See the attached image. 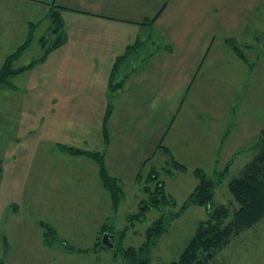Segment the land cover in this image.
Returning a JSON list of instances; mask_svg holds the SVG:
<instances>
[{
  "label": "crops",
  "instance_id": "1",
  "mask_svg": "<svg viewBox=\"0 0 264 264\" xmlns=\"http://www.w3.org/2000/svg\"><path fill=\"white\" fill-rule=\"evenodd\" d=\"M244 3L246 12L227 16L225 6L228 2L224 0H0V68L5 58L25 43L39 24L50 19L54 4L62 8L60 15L67 31L65 44L32 68L14 75L17 84L8 88L12 93L4 94L7 112L12 113V108H15L14 117H17L15 122L12 118L7 121L18 132V148L25 147L17 161L28 164L23 167L24 178L28 180L37 170L35 159L42 155L40 158L45 159L46 165L43 166H46V171L35 180L45 178L55 186V190H42L37 187L38 183H34L35 208L46 210L38 211L37 216L45 214L46 219L34 217L37 228L30 230V234L33 238L37 235L35 240L40 246L35 249L31 245L30 248L36 252L56 249L74 254H88L92 250L101 238V227L109 222L115 209L108 190L101 183L99 164L88 153L104 152L106 166L114 175L109 163L112 162L114 146L121 144L130 156L132 149L139 147L144 139L149 142V150L139 153L140 160L131 171V178L138 180L142 166L151 156H155L159 149L168 151L167 146L162 144L164 134L161 135V123L166 115L181 110L192 84L204 72L202 68L210 54L214 52L213 62L218 60V53L222 61L239 58L245 68L247 66V71L254 72L253 69L262 59H258V62L256 58L249 60L240 46L246 45L253 51L261 50L257 45L264 44V19L259 14L257 16V8L264 10V0H245ZM23 37L25 39L21 42ZM135 43L138 45L131 61L123 66H133L130 75L123 88L111 94L109 83L115 62ZM224 49L231 53L228 54ZM237 49L242 51L243 56L237 53ZM263 73L264 68L260 75ZM129 79L141 82L142 87L132 86ZM248 88L244 98L239 97L238 93L235 95L237 101L250 96ZM209 96L214 98L206 90L205 97ZM139 98L145 101L134 108L133 102ZM111 106L110 118L114 116L115 110L121 111L120 118L124 114L128 117L134 115L135 122L138 120L136 115H140L141 132L145 136L134 135L135 128L129 132L124 124L118 123L117 116L109 129L105 117ZM209 106L208 115L218 114L230 124L231 112L235 113L231 105L218 108L213 103ZM239 110L233 116L236 117ZM160 115H164L163 121ZM245 116L244 112L235 118L239 119L240 124L236 133L232 134L234 147L239 146V131L246 130L243 124L247 122ZM233 120L232 117V123ZM262 126L255 127L258 138ZM226 129L225 133L221 131L222 140L220 134L217 136L218 141L221 140L220 152H223L222 147L231 137L230 131L235 130L230 125ZM206 130L202 131L204 141L212 138ZM106 134L110 138L109 143H106ZM184 138L198 141L194 128ZM65 146L84 153H69L64 149ZM18 148L15 153L8 150L3 155L15 159L18 157ZM74 156L78 160H72ZM85 157L87 160H84ZM88 160L97 164L90 166ZM229 162L227 159L224 165ZM73 166H81L79 177L75 178L80 185L76 190L59 189L65 174L76 169ZM48 210L58 218L48 222ZM68 214L74 226L80 228L83 224L98 227L91 247L75 246L90 248L89 251L72 250L66 244L56 245L55 242L45 241L41 222L49 223L60 236L59 227L63 226L65 218L70 217ZM89 234V230L84 231V236ZM80 239L82 234L78 237Z\"/></svg>",
  "mask_w": 264,
  "mask_h": 264
},
{
  "label": "rangeland",
  "instance_id": "2",
  "mask_svg": "<svg viewBox=\"0 0 264 264\" xmlns=\"http://www.w3.org/2000/svg\"><path fill=\"white\" fill-rule=\"evenodd\" d=\"M224 1L228 2V5L225 6V15L227 16L247 11L245 0ZM257 10V16L259 14L264 19V10L260 7ZM49 25V18L38 25L34 31L33 41L15 65L28 64L34 58L42 55L43 48L39 38L43 34H47ZM24 39L25 37L22 38L21 42ZM257 46H260L261 50L255 48L256 51H253L249 50L250 48L246 45L240 46L249 60L256 58V62H258L262 59L258 66L253 69L254 72L247 71V66L246 69L244 62H240L239 58L233 57L232 60L222 61V57L218 53V60L213 62L214 52L209 55V59L207 58L208 60L202 68L204 72L192 84L181 110L166 115L165 119L164 115H160L161 121L164 119L161 123L163 126L161 135L164 134L162 144L167 146L168 151L159 149L155 156H151L149 161L142 166L141 176L138 180L131 178L132 167L139 162V153L149 150V142L147 143L143 139L139 147L135 150L132 149V155L130 156L125 153L121 144L114 146L112 162H109L110 170L118 177L124 195L121 198L119 208L113 211L107 224L113 230V243L121 247L119 251H116L115 248H104L100 247L99 244H91L98 227L84 226L83 224L80 228L74 226L70 214H68L70 217L65 218L63 226L59 227L60 236L57 235L55 240L52 239L51 241H54L56 245L66 244L70 248L74 247V250L84 252H87L90 248H85L87 249L85 250L76 247L82 245H85L83 247H91L93 245L92 250L88 254L67 253L62 250L56 251V249L53 251H35L40 243L35 240L37 235L33 238L30 230L37 228L34 223L36 218L34 217L46 219L45 214L37 216L38 211L46 210L35 208L33 186L34 183H38L37 187L42 190H55V186L45 178L35 180L37 176L41 177L42 173L45 174L46 171V166H43L46 165L45 159L40 158L42 155L35 159L37 161L35 169L37 170L33 171V175L29 176L28 180L24 178L25 170L23 167L28 164L25 162L20 164L17 161L20 159V153L22 154L25 151V147L20 148L21 150L18 148L16 142L18 132L7 121L10 118L13 122L17 120V117H14L16 116V110L12 108L13 112L8 113L4 105V94L12 93V91L8 90L9 87H2L0 84V264H163L179 259L195 234L199 222L207 219L209 215L207 207L189 201L192 193L200 183L199 171L216 182L214 207L216 205H229L233 210L234 204L238 206L228 187V181L238 175L240 169L257 151L255 145L258 141V135H256L258 130L255 127L263 125L262 129L264 128V95L262 94L264 93V78H262L264 73L260 75L264 68V44ZM151 50L153 49L151 48ZM224 51H228V54L231 53L230 50L224 49ZM132 67L122 68L121 70H124L125 73L123 72L124 74L118 80L122 79L125 74L130 75ZM243 70L245 71L244 74L242 73ZM16 80L15 77L9 79L13 84H17ZM129 80L133 84L132 86L142 87L141 82L137 83L132 82L131 79ZM247 86H249L250 96L243 99V101H237L235 95L237 96L238 93L239 97L243 96L244 98ZM206 90L209 95L214 97L213 99L210 96L205 97ZM111 100L113 101L112 98ZM144 101L142 98L136 99L133 102V107L141 106ZM213 103L218 108L231 105V108L235 109V113L231 112L230 124H228L226 118L223 120L218 114L208 115L207 110L209 111L211 108L209 105H213ZM237 105H239V108ZM238 109H240L238 115L245 112L244 119L247 122L244 121L243 123L246 130L239 131L240 136L237 140L239 146L234 147V139L231 140V138L232 134L236 133L240 123L239 119L235 120L238 115L236 117L233 115L236 114ZM120 113L121 111L115 110L114 116L108 122L109 129L112 126L113 119L117 116L118 123L124 124L125 129H129V132H132L135 128L134 135L145 136L141 132L142 119L140 120V115H136L138 120L135 122L133 120L134 115L128 117L124 114L120 118ZM232 117L234 119L233 123ZM210 119H213V121ZM150 120L154 119L151 118ZM227 125H230V128L234 127L235 130L230 131L231 137H228L229 140L222 147L223 152H220L221 131L225 133ZM193 128L198 141L192 138H184L185 135L189 134V130ZM205 128L208 136L212 135V141L210 139L204 141L202 131ZM122 129L124 128L122 127ZM150 134L148 132V136ZM219 134L221 136L220 142L217 137ZM253 135H255L254 138H252ZM205 142L207 143L206 146H204ZM17 148V158L3 155L8 150L15 153ZM75 157H72V160H78ZM79 159L81 158L79 157ZM227 159L230 160L228 173L225 171L228 164L224 165ZM84 160H87V158L85 157ZM174 161L185 165L186 170L180 169L174 164ZM95 163L88 160L90 166ZM54 165L56 166V163ZM73 167H76V169L73 172L69 170L65 174V178L62 179L63 184L59 189L76 190L77 186L80 185V182L76 179L79 177L81 166H78V168L77 166ZM151 169L154 170L151 171ZM219 180L221 182L217 183ZM159 181H162L164 186L163 192L157 194L155 191ZM155 196L158 197V201L153 202ZM17 204L19 206H16ZM43 204L45 203L43 202ZM146 205L148 207H145ZM14 207H17V209L14 210ZM144 207L145 210H143ZM49 209L53 211V209ZM50 210L47 213L48 222L58 218ZM136 214L139 216L134 218L132 215ZM98 223L99 221L96 222V225ZM87 230L90 231V234L84 236V231ZM105 233L101 229V241ZM80 234H82V239L78 240ZM31 239H33L32 243H28ZM31 245L35 249L30 248ZM144 245L146 248L139 250ZM130 247L137 249L136 256L134 253L124 252V249ZM216 262L219 264H264V218L257 225L233 240L228 248L217 256Z\"/></svg>",
  "mask_w": 264,
  "mask_h": 264
},
{
  "label": "trees",
  "instance_id": "3",
  "mask_svg": "<svg viewBox=\"0 0 264 264\" xmlns=\"http://www.w3.org/2000/svg\"><path fill=\"white\" fill-rule=\"evenodd\" d=\"M61 9L60 6L54 4V11L51 14L50 25L48 27L49 31L39 38V42L43 48L41 56L34 58L28 64L15 65L16 61L23 55L24 51L33 41L34 33H31L25 43L21 44L5 58L0 68V84L2 87L7 88L14 85L9 81L10 77L32 68L34 65L43 61L53 50L65 44L67 40V31L60 15ZM137 45L138 43L129 46L125 53L119 56L115 62L109 83V92L111 94L123 88L129 74L123 75V78L120 80H118V78L122 76L121 69L123 66L131 61ZM237 53L243 56L241 50L237 49ZM111 109L112 106L109 107L107 111L105 123L109 122ZM109 142L110 138L106 134V143ZM255 147L257 148L255 154L244 164L238 175L232 177L228 181V187L238 203V206L234 204L233 210H231L229 205H216L214 207L215 202L213 200L216 182L214 179L207 177L205 173L201 171L198 172L200 175V183L192 193L189 201L207 207L209 214L208 218L199 222L195 234L188 242L179 259L163 264H219L216 262L217 256L224 252L233 240L257 225L264 218V128L260 132ZM64 149L72 154L84 153V151L74 147L65 146ZM88 154L98 162L101 183L110 194L113 209L117 210L120 206L121 198L124 195V190L118 178L109 172L105 163L104 152H89ZM174 164L180 169L186 170L185 165L176 161H174ZM229 165L230 164L225 167L226 173L229 171ZM219 182H221V180L217 183ZM163 186V182L159 181L155 192L157 194L163 192ZM146 207H148V205H146ZM132 216L136 218L139 215L136 214ZM41 224L44 229L43 234L45 241L48 240V243H53L54 241L51 240H55L57 236L56 229L44 221H42ZM102 230L103 232L113 233L112 227L108 224H104ZM113 240L114 238L112 241ZM97 244H99L100 247L110 248L104 245L101 240H99ZM114 248L116 251H119L121 247L115 245ZM145 248L146 246L144 245L140 247L139 250H144ZM71 249L74 250V247ZM124 252H131L136 256L137 249L130 247L126 250L124 249Z\"/></svg>",
  "mask_w": 264,
  "mask_h": 264
},
{
  "label": "water",
  "instance_id": "4",
  "mask_svg": "<svg viewBox=\"0 0 264 264\" xmlns=\"http://www.w3.org/2000/svg\"><path fill=\"white\" fill-rule=\"evenodd\" d=\"M156 201H158V197L155 196L153 202H156ZM145 207L143 208V210H145ZM15 209L16 208L14 207V210ZM113 237H114V235L112 233L106 232L103 236V239H102L103 244L106 246H109L110 248H114L115 244L112 241Z\"/></svg>",
  "mask_w": 264,
  "mask_h": 264
}]
</instances>
